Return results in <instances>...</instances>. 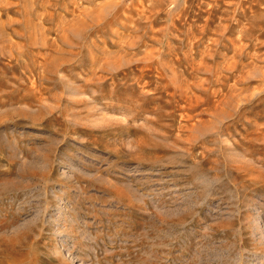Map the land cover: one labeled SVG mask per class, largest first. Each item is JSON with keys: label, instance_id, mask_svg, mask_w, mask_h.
<instances>
[{"label": "rangeland", "instance_id": "1", "mask_svg": "<svg viewBox=\"0 0 264 264\" xmlns=\"http://www.w3.org/2000/svg\"><path fill=\"white\" fill-rule=\"evenodd\" d=\"M0 264H264V0H0Z\"/></svg>", "mask_w": 264, "mask_h": 264}]
</instances>
